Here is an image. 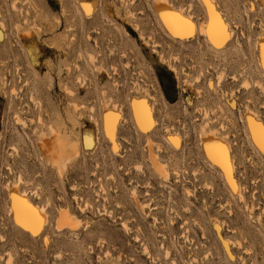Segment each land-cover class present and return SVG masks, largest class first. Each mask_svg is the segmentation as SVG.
Listing matches in <instances>:
<instances>
[{
	"label": "rangeland",
	"instance_id": "obj_1",
	"mask_svg": "<svg viewBox=\"0 0 264 264\" xmlns=\"http://www.w3.org/2000/svg\"><path fill=\"white\" fill-rule=\"evenodd\" d=\"M159 2L190 36L165 28ZM211 2L220 46L200 32L203 0H0V264H264V150L248 126L264 128V0ZM12 192L41 215L36 232ZM61 211L77 224L57 227Z\"/></svg>",
	"mask_w": 264,
	"mask_h": 264
},
{
	"label": "bare ground",
	"instance_id": "obj_2",
	"mask_svg": "<svg viewBox=\"0 0 264 264\" xmlns=\"http://www.w3.org/2000/svg\"><path fill=\"white\" fill-rule=\"evenodd\" d=\"M203 1L207 6V10L210 15L208 21L203 24L204 26H200L201 29L199 27L200 32L206 35L212 45L220 46L225 38H227L226 36L229 34L226 32L227 30L225 25H222L223 23L219 19V16L214 12L211 0ZM157 6V12L160 19L164 23V26H166L165 28H167L168 31L173 34V36L186 38L190 36L189 34H192L194 29L189 20L181 17L180 13L178 14L174 11H171L164 2H159ZM258 51L260 64L264 70V41L262 40L258 42ZM132 112L135 121L140 126V128H142L144 131L150 128L152 123L151 112L144 101L133 102ZM113 116L114 115L111 116V114H106L103 118L105 130L111 137L114 120ZM248 126L253 140L258 144V146L261 147V144L264 143V128L260 123L257 122L254 116L249 118ZM59 145H61V143ZM203 148L206 157L213 164L220 168L230 186H232V188H236L237 185L232 178L234 166L231 162L232 160H230L228 148L222 143V141L220 142L213 137H207L204 139ZM49 156L52 159L53 164L57 166H63L69 159V155L65 154L61 148H59L57 151L52 150ZM10 196L12 201V209L18 222L30 232H36L42 224V217L39 212L30 206L23 195H16L15 192H12L10 193ZM75 224L77 223H75L73 219L69 217L66 211H61L59 213V217L56 222L57 227L67 226L72 228L75 226Z\"/></svg>",
	"mask_w": 264,
	"mask_h": 264
},
{
	"label": "snow or ice",
	"instance_id": "obj_3",
	"mask_svg": "<svg viewBox=\"0 0 264 264\" xmlns=\"http://www.w3.org/2000/svg\"><path fill=\"white\" fill-rule=\"evenodd\" d=\"M261 149L264 150V143L261 144Z\"/></svg>",
	"mask_w": 264,
	"mask_h": 264
}]
</instances>
